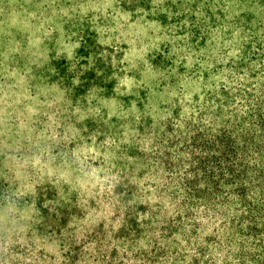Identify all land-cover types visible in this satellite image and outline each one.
<instances>
[{
	"label": "rangeland",
	"instance_id": "obj_1",
	"mask_svg": "<svg viewBox=\"0 0 264 264\" xmlns=\"http://www.w3.org/2000/svg\"><path fill=\"white\" fill-rule=\"evenodd\" d=\"M243 25L264 49V0H0V264L98 256L120 175L155 200L164 125L222 87Z\"/></svg>",
	"mask_w": 264,
	"mask_h": 264
},
{
	"label": "trees",
	"instance_id": "obj_2",
	"mask_svg": "<svg viewBox=\"0 0 264 264\" xmlns=\"http://www.w3.org/2000/svg\"><path fill=\"white\" fill-rule=\"evenodd\" d=\"M248 31L237 30V62L217 69L222 87L164 125L176 130L160 143L167 174L152 189L156 199L132 203L131 178L118 176L111 204L120 234L96 239L98 256L71 247L68 264H264V49ZM142 236L146 250L121 256V238Z\"/></svg>",
	"mask_w": 264,
	"mask_h": 264
}]
</instances>
